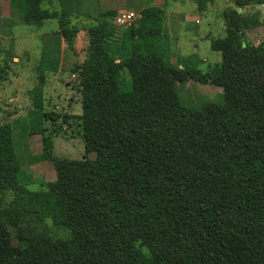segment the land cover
<instances>
[{
  "label": "trees",
  "instance_id": "16d2710c",
  "mask_svg": "<svg viewBox=\"0 0 264 264\" xmlns=\"http://www.w3.org/2000/svg\"><path fill=\"white\" fill-rule=\"evenodd\" d=\"M9 1L25 23L57 19L75 50L82 27L71 17L89 16L79 0ZM196 1L202 10L211 0ZM232 1L226 34L211 40L222 60L206 71L167 63L179 43L157 4L128 27L113 10L87 25V56L73 69L95 156L55 155L44 134L56 178L33 190L13 122L0 125V264H264V42L245 39L252 23L240 11L264 0ZM13 54H0V82ZM188 79L221 87L225 102L183 105L176 82Z\"/></svg>",
  "mask_w": 264,
  "mask_h": 264
},
{
  "label": "rangeland",
  "instance_id": "374dc122",
  "mask_svg": "<svg viewBox=\"0 0 264 264\" xmlns=\"http://www.w3.org/2000/svg\"><path fill=\"white\" fill-rule=\"evenodd\" d=\"M108 1L79 0L80 11L89 16L71 17L73 23L82 27L75 41V50L66 41L63 46L57 19H49L41 26L28 24L9 5L5 6L0 17V54L6 57L14 52L9 76L0 82V125L13 122L14 145L26 176L23 181L33 190L56 178L53 163L44 158V134L52 135L55 155L71 158L95 156L86 150L78 73L73 67L85 60V28L95 23L101 12L119 7L117 12L128 9L141 13L146 5L157 4L166 8V29L169 37H174L179 43L175 48L170 46L166 49L168 64L183 63L206 71L209 64L222 60L221 52L211 48V40L226 34L224 10L234 6L232 0H211L202 10L196 0H113L112 4ZM54 4L62 8L59 1ZM240 11L249 16L252 23L245 30V39L253 44L264 42V3L247 5ZM198 19L201 22H197ZM197 28L207 30L209 38L198 39L194 47ZM123 81L122 87L129 88V79ZM176 91L180 103L189 107H202L207 103L222 105L225 102L221 87L195 79L177 81ZM38 103L41 105L37 106ZM46 111L58 112V119L46 118ZM43 128L46 129L44 132H34Z\"/></svg>",
  "mask_w": 264,
  "mask_h": 264
},
{
  "label": "built area",
  "instance_id": "2783aa9c",
  "mask_svg": "<svg viewBox=\"0 0 264 264\" xmlns=\"http://www.w3.org/2000/svg\"><path fill=\"white\" fill-rule=\"evenodd\" d=\"M140 15L141 14L135 10L123 9L115 15L113 21L123 27H128L133 24Z\"/></svg>",
  "mask_w": 264,
  "mask_h": 264
},
{
  "label": "crops",
  "instance_id": "0c3cea01",
  "mask_svg": "<svg viewBox=\"0 0 264 264\" xmlns=\"http://www.w3.org/2000/svg\"><path fill=\"white\" fill-rule=\"evenodd\" d=\"M7 1L9 2V4L7 3ZM6 2L4 1V0H0V13H1V16L3 15V10L5 9V6H10V7H13V8H15L16 9V7H14V6H12L11 4H10V1L9 0H7ZM113 0H109L108 1V3L109 4H112L111 2H112ZM8 8V7H7ZM115 10H113V7H111L110 9H108V10H105V11H114V12H117L118 11V9H120L119 7L116 9V8H114ZM16 11H17V15H18V10L16 9ZM104 11V12H105ZM120 11V10H119ZM197 22H201V20L200 19H198V20H196ZM207 30H204V29H200V28H197V30H196V33H195V39H194V45L196 46L197 45V40L198 39H202L203 37H205V38H209V37H207L206 35H207ZM61 40H62V43H63V46H65L66 44H65V39L63 38V36H62V34H61ZM54 166V165H53Z\"/></svg>",
  "mask_w": 264,
  "mask_h": 264
}]
</instances>
